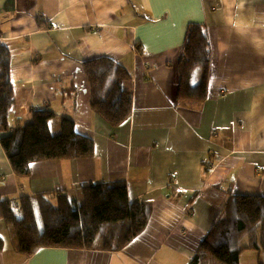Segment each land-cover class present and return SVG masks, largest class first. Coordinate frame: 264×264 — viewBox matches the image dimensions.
<instances>
[{
	"label": "crops",
	"instance_id": "1",
	"mask_svg": "<svg viewBox=\"0 0 264 264\" xmlns=\"http://www.w3.org/2000/svg\"><path fill=\"white\" fill-rule=\"evenodd\" d=\"M191 22L211 43L205 99L178 97ZM0 41L10 49L12 127L48 108L54 133L51 122L70 117L95 144L92 157L35 161L18 176L0 142V197L12 211L21 195L59 191L78 206L83 184L116 182L152 208L120 250L44 246L30 256L0 217V264H188L230 194L264 195V0H0ZM104 56L133 92L118 126L92 109L83 70ZM245 259L258 264L259 254Z\"/></svg>",
	"mask_w": 264,
	"mask_h": 264
},
{
	"label": "trees",
	"instance_id": "2",
	"mask_svg": "<svg viewBox=\"0 0 264 264\" xmlns=\"http://www.w3.org/2000/svg\"><path fill=\"white\" fill-rule=\"evenodd\" d=\"M210 55L206 29L189 23L179 60L186 76L179 85V98H206ZM10 66V49L0 41V133L4 132L0 142L15 174L28 176L35 161L92 157L93 138L78 132L70 117L62 118L60 131L54 133L50 121L55 119V112L48 108L34 110L31 122L12 127L14 85ZM199 67L203 77L194 84L192 75ZM83 70L89 80L92 109L112 126L128 119L133 92L119 78L117 62L99 57L84 61ZM81 188L83 201L76 207L59 191L55 195H21V216H14L10 201L0 197V217L14 229L21 253L30 256L44 246L120 250L145 229L151 205L132 201L126 183H88ZM250 251L259 254L258 264H264V195L230 194L188 264H210L211 260L215 264H241L242 254Z\"/></svg>",
	"mask_w": 264,
	"mask_h": 264
},
{
	"label": "rangeland",
	"instance_id": "3",
	"mask_svg": "<svg viewBox=\"0 0 264 264\" xmlns=\"http://www.w3.org/2000/svg\"><path fill=\"white\" fill-rule=\"evenodd\" d=\"M55 122L59 123L58 120H53V121L51 122V124H54ZM13 212H14L15 215H16V214H20V216L22 215V212L20 213V211H18V208H17V207H14V208H13ZM97 242H98L99 244L102 243V239L98 238V239H97ZM250 252H251V251H250ZM250 252H249V253H250ZM245 253H247V252H245ZM243 254H244V253H243ZM243 254H242V255H243ZM242 263H243V264H249V263L247 262L246 259L243 260ZM210 264H213V260H211Z\"/></svg>",
	"mask_w": 264,
	"mask_h": 264
},
{
	"label": "bare ground",
	"instance_id": "4",
	"mask_svg": "<svg viewBox=\"0 0 264 264\" xmlns=\"http://www.w3.org/2000/svg\"><path fill=\"white\" fill-rule=\"evenodd\" d=\"M73 204V203H72ZM74 207H76L75 205H73Z\"/></svg>",
	"mask_w": 264,
	"mask_h": 264
}]
</instances>
